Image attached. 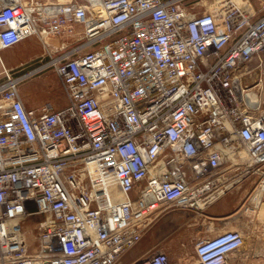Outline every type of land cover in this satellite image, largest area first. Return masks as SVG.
<instances>
[{"label": "built area", "instance_id": "2783aa9c", "mask_svg": "<svg viewBox=\"0 0 264 264\" xmlns=\"http://www.w3.org/2000/svg\"><path fill=\"white\" fill-rule=\"evenodd\" d=\"M189 2L0 0V53L83 28L18 77L0 60V264H120L160 218L235 190L264 236V17ZM48 67L67 105L28 110L19 87ZM244 244L200 239L192 264H237Z\"/></svg>", "mask_w": 264, "mask_h": 264}, {"label": "rangeland", "instance_id": "374dc122", "mask_svg": "<svg viewBox=\"0 0 264 264\" xmlns=\"http://www.w3.org/2000/svg\"><path fill=\"white\" fill-rule=\"evenodd\" d=\"M66 1L56 0L59 3ZM45 2L53 3L55 0ZM250 2L257 13L256 18L264 17V8L260 2ZM214 4L215 0H190L188 7L195 15L202 16L213 13ZM82 32V29L74 28L70 37H50L49 46L33 38L31 41L34 44L24 42L19 47L2 51L0 57L5 68L18 77L23 74L20 73L22 69L28 68L25 70L28 71L40 63L49 64L61 45L77 44ZM19 93L25 94L31 103L38 104L39 109L46 105L57 108L66 104L62 85L50 67L21 83ZM93 181L96 185L104 182L97 176H94ZM242 196V190H235L202 214L173 212L160 218L142 237L141 242L122 258L120 264H134L145 253L153 250H162L173 264H192L197 241L223 232L236 231L243 232L245 237L237 264H264V236L260 232V225L253 222V216L242 207ZM213 209L218 211V215L213 214Z\"/></svg>", "mask_w": 264, "mask_h": 264}, {"label": "crops", "instance_id": "0c3cea01", "mask_svg": "<svg viewBox=\"0 0 264 264\" xmlns=\"http://www.w3.org/2000/svg\"><path fill=\"white\" fill-rule=\"evenodd\" d=\"M39 1L45 2V0H39ZM70 1L71 0H67L66 3L70 2ZM250 1H253V0H250ZM53 3H56V0ZM74 28L75 29H82L83 30V28L80 27V26H75ZM32 39L33 38L27 40L29 44H34V41H31ZM27 41H25V42H27ZM29 44H27V45H29ZM20 45H18L17 47H19ZM70 45L71 46H75V44H70ZM63 96H64V93H63ZM20 97H21L22 103H23V105H24V107L26 109H28V110H38L40 108V106L38 104L31 103L30 100H29V98L25 94H22V95L20 94ZM64 98H65V96H64ZM66 105H67V100H66V104H64V105H62L60 107H57V108H53V106H51V107L53 108V110H60V109L64 108ZM213 214L218 215V211L213 209Z\"/></svg>", "mask_w": 264, "mask_h": 264}, {"label": "bare ground", "instance_id": "6f19581e", "mask_svg": "<svg viewBox=\"0 0 264 264\" xmlns=\"http://www.w3.org/2000/svg\"><path fill=\"white\" fill-rule=\"evenodd\" d=\"M42 41V45H44V46H49V43H48V38H44L43 40H41ZM6 58V57H5ZM0 60H1V62L3 63V60L1 59V57H0ZM4 62H5V60H4ZM4 65V67H5V64H3Z\"/></svg>", "mask_w": 264, "mask_h": 264}]
</instances>
